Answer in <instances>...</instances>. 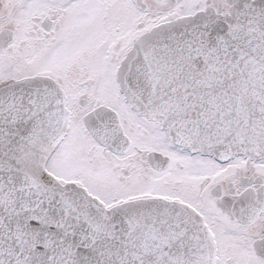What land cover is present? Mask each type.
Instances as JSON below:
<instances>
[{
  "label": "snow or ice",
  "instance_id": "obj_1",
  "mask_svg": "<svg viewBox=\"0 0 264 264\" xmlns=\"http://www.w3.org/2000/svg\"><path fill=\"white\" fill-rule=\"evenodd\" d=\"M0 264H264V0H0Z\"/></svg>",
  "mask_w": 264,
  "mask_h": 264
}]
</instances>
